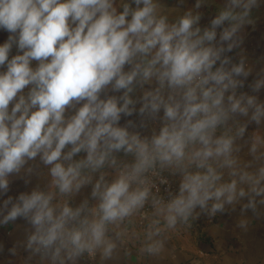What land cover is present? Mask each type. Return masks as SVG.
Wrapping results in <instances>:
<instances>
[{
	"label": "clouds",
	"instance_id": "1",
	"mask_svg": "<svg viewBox=\"0 0 264 264\" xmlns=\"http://www.w3.org/2000/svg\"><path fill=\"white\" fill-rule=\"evenodd\" d=\"M256 2L230 0L231 8L243 7V14L223 11L202 30L196 26L200 16L191 11L168 23L157 14L155 0H132L134 9L124 3L119 12L116 0H0V30L9 33L0 44V194L8 191V177L37 156L50 166L60 194L91 183L85 170L116 166L114 153L134 157L111 183L100 175L91 193L95 206L87 200L76 208L54 205V193L34 189L19 195L2 222L24 218L35 230L27 247L50 256L53 264H65L97 249L102 258H111L116 244L107 236L108 226L143 208L150 195L146 174L157 165L182 177L178 195L166 206L153 200L169 228L209 201H215V213L238 196H264V166L256 173L241 171L233 157L239 151L235 140L247 125L234 136L227 134L230 129L216 134L236 114L248 116L252 110L249 122L257 125L264 119V104L256 97L236 96L243 86L236 77L249 75L243 62L229 69L230 59L222 56L234 46L225 48L223 42L232 40L240 25L225 28L221 45L214 43L216 28L225 21L242 22ZM13 45L22 54L9 58ZM153 83L152 90L143 91L139 114L155 120L163 110L162 126L150 137L141 136L129 131L136 127L132 121L120 126V120L136 111L130 94ZM262 86L264 80L257 81L253 91ZM109 89L123 95L107 96ZM68 109L74 114L66 117ZM256 150L253 144L250 151ZM80 153L84 158L74 159ZM223 168L238 180L220 183ZM238 183L250 185L248 192L238 190ZM254 196L245 207L255 209ZM10 203L11 197L4 208ZM159 233L155 228L148 239ZM162 247L155 241L145 250L158 253Z\"/></svg>",
	"mask_w": 264,
	"mask_h": 264
},
{
	"label": "crops",
	"instance_id": "2",
	"mask_svg": "<svg viewBox=\"0 0 264 264\" xmlns=\"http://www.w3.org/2000/svg\"><path fill=\"white\" fill-rule=\"evenodd\" d=\"M155 2L160 5L157 14L166 16L168 23H175L185 13L191 11L194 16H200L196 26L202 30L210 28L211 21L223 11L231 10L236 15H242L244 12L242 6L231 8L230 0H199V8L196 7L198 0H155ZM124 3L130 4L133 9L136 7L132 0H116L115 7L118 12L122 11ZM232 24L240 26L232 40L223 42V46L227 48V45L233 42L234 46L231 51H225L222 56L230 59L227 68L230 69L243 62L244 71L249 73L247 77L242 75L236 77L243 81V86L236 89V96L239 97L241 94L254 96L259 103L264 104V86L258 92H254L252 88L257 81L264 80V0H257L242 22L225 21L223 25L216 28L217 36L214 42L216 46L221 45L220 35L223 30ZM128 70L129 66L126 65L125 71ZM154 86V83L146 84L143 89L137 87L130 94L136 101V111L131 116L122 115L120 126L132 121L136 127L130 128L129 131L139 132L141 136L147 137H150L153 131H159L162 126L163 110L155 120L139 114L143 91H150ZM122 95L123 90L113 92L109 89L107 92V96ZM101 98H105V95L102 94ZM72 114L74 110L68 109L65 115L67 117ZM251 115L252 110H249L248 116L236 114L229 120L228 125L219 128L216 134L219 136L230 129L227 134L234 136L240 126L247 125L243 136L235 140L234 149L238 148L239 151H234L233 157L237 160L236 167L239 170L256 173L261 166H264V119L257 125L255 122H249ZM142 120L145 123L144 127H140ZM253 144L257 149L255 154L250 151ZM118 167L120 165L116 167L104 165L97 170L95 183L101 174L105 176L108 183H111L115 177L111 179L106 177L110 175V172L106 171L112 169V174H115V168ZM49 169L50 166L44 165L37 156L35 160H29L19 173L8 177V191L0 194V264H53L50 256H44L42 252H33L27 247L29 237L35 231L27 220L17 217L14 221L2 222L4 216L17 202L19 195L31 193L34 189L54 193L52 201L54 205L66 203L56 194ZM164 170L174 180L179 193L182 177L179 174H173L168 168ZM220 171L222 173L220 183H228L232 179L238 180V177L229 175L230 169L223 168ZM261 186H264V182ZM237 187L238 190L243 188L248 192L250 185L238 183ZM253 196L254 194L251 193L244 197L238 196L233 203H224L223 210L215 213L211 211L215 201H209L207 208L197 207L187 221L178 219L173 228L167 227L164 214L157 211L145 221V226H142L138 209L123 222L108 226L107 236L116 244L111 258H102V250L97 249L93 254L85 252L74 262L65 261V264H264V204L260 203L264 196H254L255 209L245 207ZM9 197L12 198V203L5 209L4 201ZM154 221L159 223L154 224ZM155 228H159L160 233L149 240L148 233L155 231ZM117 233L120 234L119 238ZM155 241L162 242L161 250L158 253L147 252L145 250L147 245Z\"/></svg>",
	"mask_w": 264,
	"mask_h": 264
},
{
	"label": "rangeland",
	"instance_id": "3",
	"mask_svg": "<svg viewBox=\"0 0 264 264\" xmlns=\"http://www.w3.org/2000/svg\"><path fill=\"white\" fill-rule=\"evenodd\" d=\"M8 36H9V33H7L4 30H0V44H3L4 42H6V40L8 39ZM17 54H22V53L18 52L17 47L15 45H13L11 52L9 54V58H11L12 56H15ZM35 66H36V62H33V67H35ZM0 70H3V69H0ZM24 91L26 94L28 92V89H25ZM84 156H85L84 153H80L76 157H74V159L79 160V159L84 158ZM114 156H115V159L117 161L116 165H120V167L115 168V170H116L115 174H112L113 173L112 169L110 171L105 170L106 172H110L109 176L106 175V177H108L110 179L112 177L116 178L118 170L123 168V166L125 164H131L134 162V157L131 154L126 155L123 152H118V153H114ZM105 165H109V164L106 163ZM84 174L85 175H91L92 182L82 186L78 192L74 191L70 194H60L59 190L56 188V194H58V196L62 197L66 201V203L72 208L78 207L85 200L88 201L89 206H95V204H96L97 200L92 198L91 193H92L93 186L95 184V177L97 176L98 171L90 172V170H85Z\"/></svg>",
	"mask_w": 264,
	"mask_h": 264
},
{
	"label": "built area",
	"instance_id": "4",
	"mask_svg": "<svg viewBox=\"0 0 264 264\" xmlns=\"http://www.w3.org/2000/svg\"><path fill=\"white\" fill-rule=\"evenodd\" d=\"M146 175L149 181L147 186L150 188V195L143 208L139 210L142 226H145V221L157 211L153 207L154 199L161 200L163 202L162 206H166L174 196L178 195V188L174 180L164 169H160L159 165Z\"/></svg>",
	"mask_w": 264,
	"mask_h": 264
}]
</instances>
